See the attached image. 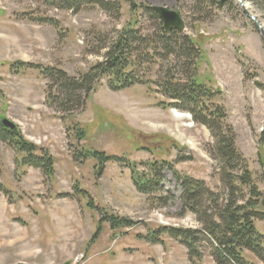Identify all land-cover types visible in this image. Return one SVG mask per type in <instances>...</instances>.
<instances>
[{
    "label": "rangeland",
    "instance_id": "374dc122",
    "mask_svg": "<svg viewBox=\"0 0 264 264\" xmlns=\"http://www.w3.org/2000/svg\"><path fill=\"white\" fill-rule=\"evenodd\" d=\"M128 1L120 13H107L59 0H0V123L10 120L38 148L36 156L54 161L50 178L23 166L26 156L0 140V264H264L239 249L240 259L232 261L204 231L206 220L220 225L217 216L229 202L245 206L253 198L234 183L243 171L226 168L217 136L234 135L259 192L256 210L264 213L261 31L238 0ZM242 5L264 30V0ZM153 7L182 14L183 34L198 50L195 65L149 49L136 72L147 85L112 90L105 78L80 110L50 107L42 72L54 68L79 79L107 61L127 29L156 43L157 23L146 13ZM190 75L211 93L198 116L210 117L213 129L181 111L159 86L165 79L186 83ZM87 152L110 160L102 164ZM154 172L161 174L160 191L142 193L133 177ZM187 177L210 192L195 212L182 200ZM113 217L129 227L113 226ZM255 226L264 236V221Z\"/></svg>",
    "mask_w": 264,
    "mask_h": 264
},
{
    "label": "trees",
    "instance_id": "16d2710c",
    "mask_svg": "<svg viewBox=\"0 0 264 264\" xmlns=\"http://www.w3.org/2000/svg\"><path fill=\"white\" fill-rule=\"evenodd\" d=\"M59 1L60 6L66 5V7L75 10H79L81 5H96V7L107 13H112V11L120 13L121 3L129 2L128 0ZM215 2V0H212V3ZM146 13L157 23V37L154 38L156 43H153L149 37L142 36L138 30L127 29L118 36L111 48L108 49L107 61L98 64L79 79L70 77L66 72L54 68H49L42 72L44 79L48 80L47 100L50 107L63 114H70L80 110L84 107L87 98L100 86L105 78L109 79V87L112 90H125L133 85H147V83L139 79L140 77L136 72L140 70L141 65L147 63V57L150 55V52H147L149 49H154L157 54H159L157 51H162L163 60L175 58L190 63L193 62L195 65L199 54L193 41L185 36L183 32L176 30L166 31L163 23L152 8H146ZM158 45L161 47L160 50ZM184 81L177 78L174 80L165 79L159 86L162 89V93L168 99L176 102L181 111L189 112L194 116L197 123H202L213 129L214 126L211 125L210 117L207 118V116L202 115L199 118L198 116L199 111L204 110L203 107L206 102L212 99L211 93L197 84L195 75H190L186 83ZM215 114L220 120L225 118L219 108H216ZM217 138V150L221 158L224 159L226 168L229 171L235 169L243 171L242 175L235 177L234 183H239L240 186L247 190L248 195L253 198L249 199L245 206H238L232 201L229 202L223 210H220L217 216L220 225L213 220H206L204 231L218 245L225 248L226 257H229L232 261L240 259L236 256L238 255L236 251L239 249L249 251L264 263V236L258 232L255 226L256 220L264 221V213H259L256 210L259 204L254 198L257 199L259 197V192L255 187L252 173L249 171L246 159L236 149L234 135L230 139L221 136H217ZM0 140L8 143L12 149L26 156L23 160V166L41 169L44 174L50 178L52 177L54 174V161L52 158L42 153L41 156H36L35 153L39 151L38 148L26 142L20 132H10L3 128L0 123ZM87 154L98 157L102 164L110 160V158H106L102 154L90 152H87ZM152 175L155 176L149 178L145 175L137 174L133 177V183L144 194L150 193L149 191H160L159 177L161 174L154 172ZM226 180L232 181V179L227 177ZM161 192L163 191L161 190ZM182 193V200L185 206L189 207L192 212L196 211L195 208H197L204 196L210 197V192L204 183L188 177L182 182ZM109 220L113 226L129 227V225L124 224L118 218L113 217ZM179 237L185 238L183 243L186 245H192V241L188 240L190 236L175 234V238Z\"/></svg>",
    "mask_w": 264,
    "mask_h": 264
},
{
    "label": "water",
    "instance_id": "95a60500",
    "mask_svg": "<svg viewBox=\"0 0 264 264\" xmlns=\"http://www.w3.org/2000/svg\"><path fill=\"white\" fill-rule=\"evenodd\" d=\"M221 3H225L226 0H218ZM239 3L242 6L243 12L248 16L249 19L254 21L261 31L262 37L264 38V30L262 29L261 25L258 23L255 17L251 16L244 5H242V0H238ZM152 10L156 13L158 16L159 20L163 23L164 28L166 31H172L176 30L178 32H184L185 31V23L182 17V14L178 11H174L165 7H153ZM1 125L3 128L10 132L16 133L18 131L17 125L12 123L8 119H3L1 121Z\"/></svg>",
    "mask_w": 264,
    "mask_h": 264
},
{
    "label": "bare ground",
    "instance_id": "6f19581e",
    "mask_svg": "<svg viewBox=\"0 0 264 264\" xmlns=\"http://www.w3.org/2000/svg\"><path fill=\"white\" fill-rule=\"evenodd\" d=\"M175 115H176V114H175ZM176 117H177V118H180V119H182V118H187V119H188V118H189L188 115H185V114H184V115H176ZM189 126H190V125H189ZM190 127H191V126H190Z\"/></svg>",
    "mask_w": 264,
    "mask_h": 264
}]
</instances>
